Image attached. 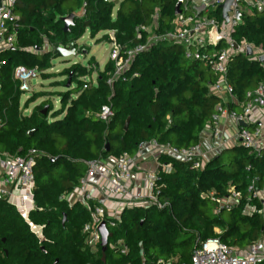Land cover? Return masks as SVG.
I'll list each match as a JSON object with an SVG mask.
<instances>
[{
  "label": "trees",
  "instance_id": "trees-1",
  "mask_svg": "<svg viewBox=\"0 0 264 264\" xmlns=\"http://www.w3.org/2000/svg\"><path fill=\"white\" fill-rule=\"evenodd\" d=\"M176 4L177 0H122L113 17V1L17 0L18 42L5 54L1 71L0 117L4 124L0 153L37 151L36 206L29 218L42 226L43 238L0 196V264H150L160 258L188 264L198 241L219 238L231 248L243 250L264 236V199L252 198L248 192L253 181L258 190L264 189V153L242 144L222 148L200 169L174 156H160L158 198L168 205L124 208L105 251L101 243L96 252L85 245L83 226L93 219V202L89 208L64 198L78 186L91 160L124 152L135 155L140 144L153 139L178 147L200 143L221 101L211 89L220 76L204 62L186 58L180 44H153L137 54L126 79L119 78L111 86L107 83L113 68L110 61L99 71L98 84L87 88L79 78L92 69L72 64L62 71L66 75L63 85L70 75L72 82L59 94V109L54 110L46 99L31 114L22 111V92L13 70L18 65L50 69L54 53L44 51L46 44L67 47L75 42L78 48V40L87 30L92 38L101 31L114 30L115 39L122 44L145 42L148 33L142 31L139 36L138 26L151 24L159 10V30L173 29ZM73 12L76 16L66 30L63 18ZM211 15L222 20L220 9ZM233 37L238 44L248 42L256 50H264V10L245 13ZM99 39L110 41L109 34ZM28 47L38 52H29ZM89 62L97 65L94 60ZM42 75L51 77L49 72ZM226 79L237 99L228 103V108L241 109L247 92L264 84V61L237 52L229 59ZM74 82L76 87H72ZM43 94L33 93L24 106ZM104 104H111L114 110L109 122L97 117ZM227 151L230 155L224 159ZM231 186H236L242 197L235 206L217 212L215 198L229 195ZM117 238L124 240L127 253L111 246Z\"/></svg>",
  "mask_w": 264,
  "mask_h": 264
},
{
  "label": "built area",
  "instance_id": "built-area-1",
  "mask_svg": "<svg viewBox=\"0 0 264 264\" xmlns=\"http://www.w3.org/2000/svg\"><path fill=\"white\" fill-rule=\"evenodd\" d=\"M106 1L115 2L113 11V17H115L122 0ZM225 1L177 0V3L180 4V12H175L174 28L163 32L159 30L161 14L158 10L154 13L151 24L140 25L137 28L139 36L142 31H147V40L134 45L118 42L115 39V31L110 30L108 34L112 46L108 61L113 64V68L108 73L107 83L111 86L119 78L125 80V74L133 64L137 54L147 50L153 44L160 41L180 44L186 58L204 62L220 76V79L211 86V89L214 94L220 97L221 101L212 117L211 124L202 133L201 141L207 133L212 148L219 149L218 152L222 148L242 144L261 154L264 153V121L263 124L258 125L260 120L257 112L258 109H264V84H260L256 89L247 92V102L239 113L228 108V103H236L237 99L232 86L227 82L226 74L229 59L233 54L241 51L247 53L248 48H251L257 59L264 55V50L255 54L256 48L252 44L248 42L238 44L233 37L235 27L241 20V18L236 17L237 11L240 10L243 15L253 10L261 12L264 10V0H234L230 6L228 22L222 17V12V20L211 15V12L219 9L221 11L220 6ZM202 5L205 8L199 12L198 7ZM16 8L17 0H0V91L2 87L1 71L6 62L5 54L17 45L18 29L21 27L20 15ZM47 47H51L47 51H54V45L46 44L44 51ZM212 48H215V51H212ZM26 50L38 52L33 47H28ZM86 68L92 69V71L80 76L79 79L83 81V88L97 85L98 74L97 76L93 75L95 67L89 62ZM45 72L48 70H41L38 66L18 65L14 68L13 79L18 83L22 96H25L22 106L31 96L27 92L33 89L32 80ZM113 116L114 110L111 104H104L97 113V117L105 122H109ZM225 120H232L237 125L235 135L232 137L236 138L235 143H230L231 140L229 141L224 137L225 129L222 122ZM241 121H244L246 125H242ZM3 124L4 119L0 117V128ZM251 125L252 127H250ZM201 141L192 147H178L170 143H160L153 139L140 144L135 155L124 152L117 157L89 161L87 171L80 179L78 186L64 196L70 204L81 202L89 208V202H93L91 209L93 219L83 226L86 247L91 252L98 250L102 241L101 223L106 222L112 235L111 230L118 226L124 208L150 206L152 204H156L160 208L167 206V202L164 203L158 198L160 191L156 179L158 168L161 166L160 156H174L190 162L194 168H203L209 159L201 150ZM144 150L153 156L157 167L147 171L140 181L138 171L141 166L139 165L138 154ZM36 155L35 149L30 150L26 155L0 153V196L16 207L24 219L30 223L31 229L42 239V226L33 224L29 218L31 209L36 206L34 200ZM137 182H141V185L136 188L134 185ZM248 192L252 198L261 197L264 199V189L258 190L255 181L248 186ZM209 195L214 196V193L210 192ZM241 197V191L237 190L236 186H231L229 195L224 198H215L217 202L216 211L220 212L224 208L228 209L235 206ZM111 246L121 250L124 254L128 252V247L122 238H117L111 243ZM150 264H175V261L172 258L168 260L160 258ZM188 264H264V236L243 250L231 248L219 238L198 241L192 250L191 260Z\"/></svg>",
  "mask_w": 264,
  "mask_h": 264
},
{
  "label": "rangeland",
  "instance_id": "rangeland-1",
  "mask_svg": "<svg viewBox=\"0 0 264 264\" xmlns=\"http://www.w3.org/2000/svg\"><path fill=\"white\" fill-rule=\"evenodd\" d=\"M244 6V5H243ZM112 34V33H111ZM103 31L99 32L94 38L91 37L90 31L87 30L85 34L78 40V51L75 55L63 57L61 55H54L51 64L52 67L48 69V72L51 74L50 78H44L43 75L38 76L32 80V91L27 92L28 95H32L36 92L44 93L42 96H39L34 102L30 103L27 106H22V111L25 113H32L33 108L44 100L48 99L49 102L54 107V110L60 108V97L59 94L62 91H66L68 88L66 85H63V81L66 79V75L62 71L75 63H80L84 66H88L90 60H94L97 65L93 73L94 76H97L99 70H102L104 67L105 61H108L109 53L111 50V42L108 39L101 40ZM81 47V49H80ZM51 47H47V50H50ZM212 51H215V48H212ZM256 53H260V50H256ZM254 55V54H253ZM72 87H76V83L72 84ZM25 100V96H22L21 102ZM22 105V104H21ZM30 113V114H31ZM239 143V142H237ZM230 153L227 151L223 154L224 159L228 158Z\"/></svg>",
  "mask_w": 264,
  "mask_h": 264
},
{
  "label": "water",
  "instance_id": "water-1",
  "mask_svg": "<svg viewBox=\"0 0 264 264\" xmlns=\"http://www.w3.org/2000/svg\"><path fill=\"white\" fill-rule=\"evenodd\" d=\"M234 0H226L221 6V12H222V17L225 19L226 22L229 21V11H230V6L233 3ZM180 4L177 3L175 6V12L179 13L180 12ZM205 8L204 5H202L201 7H198V11L202 12V10ZM242 12L240 10L237 11L236 13V17L237 18H241L242 17ZM76 14L70 13L69 15L65 16L63 18L64 23H65V29L68 30L70 28V25L73 23V20L75 18ZM54 55H61L63 57H68V56H72L75 55L77 53V48L75 45V42H72L69 44V46L65 47L62 45H55L54 46V51H53ZM247 54L248 55H253V50L251 48H248L247 50ZM259 60L264 61V55L260 56ZM72 82V75H70V77L68 78V81L66 83L67 88L70 87ZM48 106H46L44 108V112H46ZM129 123H130V119L128 118L125 125H124V130L126 131L129 127ZM242 125H246V123L244 121L240 122ZM107 149H109V144L107 145ZM64 219H66V216H64ZM100 230L102 233V241H101V246H102V250L105 251L107 246H108V241L109 238L111 236V232L108 230L106 222H102L100 225Z\"/></svg>",
  "mask_w": 264,
  "mask_h": 264
},
{
  "label": "crops",
  "instance_id": "crops-1",
  "mask_svg": "<svg viewBox=\"0 0 264 264\" xmlns=\"http://www.w3.org/2000/svg\"><path fill=\"white\" fill-rule=\"evenodd\" d=\"M102 32V31H101ZM110 31L106 30L103 31V35L104 34H108ZM102 35V36H103ZM101 36V37H102ZM79 45V44H78ZM108 61H105L104 63V67L102 70H104L105 65L107 64ZM99 70V71H102ZM235 111L237 112H241L240 108H235ZM258 118L260 120V123L258 125H261V123L263 124L264 121V109H258ZM223 124V128L225 129V134L224 137L226 139H229L230 143H235L236 142V138H232L235 135L236 129H237V125L232 121V120H225L224 122H222ZM211 140L209 138V136H204L202 138L201 141V150L204 152L205 156L210 159L213 156H215L218 152L219 149L212 148L211 146ZM138 159H139V165L141 166V169L138 171L139 176H140V181H142V179L145 176V173L149 170H153L157 167L156 161L153 159V156L147 152V150H144L143 152H141L140 154H138ZM141 185V182H137L134 186L137 188Z\"/></svg>",
  "mask_w": 264,
  "mask_h": 264
}]
</instances>
